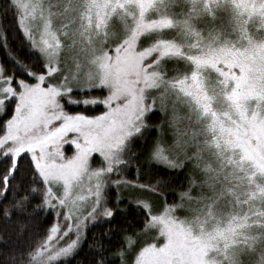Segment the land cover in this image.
Masks as SVG:
<instances>
[{
  "label": "snow or ice",
  "instance_id": "1",
  "mask_svg": "<svg viewBox=\"0 0 264 264\" xmlns=\"http://www.w3.org/2000/svg\"><path fill=\"white\" fill-rule=\"evenodd\" d=\"M3 11L23 37L0 27L4 264H68L105 224L88 264H264V0Z\"/></svg>",
  "mask_w": 264,
  "mask_h": 264
},
{
  "label": "trees",
  "instance_id": "2",
  "mask_svg": "<svg viewBox=\"0 0 264 264\" xmlns=\"http://www.w3.org/2000/svg\"><path fill=\"white\" fill-rule=\"evenodd\" d=\"M6 0H0V27H3L4 29L7 30L8 32V36L9 39L13 42L12 46L13 48H17L20 41L23 39L22 35L20 34V32L16 29V25H15V14L14 12H8L6 14H4L3 11V6L5 4ZM3 52L0 51V62L3 61ZM68 111L70 112H81V111H85L83 106L80 107H76V106H71L68 108ZM102 111V107H89V109L87 111H85V114L87 115H96L98 113H100ZM153 123H158V120H153ZM155 135V132H153V136ZM183 179V176L181 175L175 182H174V186L179 184V180ZM180 189L177 188V191H179ZM173 195V197L175 196L174 192H171V190H169V194L167 196ZM171 203L172 201H174L173 199H169ZM36 201H34L35 203ZM129 219H131V217H129ZM48 225L45 224L44 228H46ZM109 227V225L105 224L103 226V228L101 227H97V228H92L90 229V231L88 232V241L84 244L83 249L81 250L80 254L75 256L74 258L70 259L68 261V264H79L80 261H83L84 264H88V260L84 255V252L87 250L88 248V244H90L92 242L91 237L92 234L95 233L97 238H100V234L102 233L104 228ZM27 235V233H25V236ZM3 239L5 240H11V241H16L17 237H16V233L15 231H11L7 234H5L3 236ZM15 247H17V250H19L20 245H14ZM114 249H110V251H112ZM12 248H4L3 245H0V264H4V261L6 259V256L11 253ZM119 261H116L115 264H118Z\"/></svg>",
  "mask_w": 264,
  "mask_h": 264
},
{
  "label": "rangeland",
  "instance_id": "3",
  "mask_svg": "<svg viewBox=\"0 0 264 264\" xmlns=\"http://www.w3.org/2000/svg\"><path fill=\"white\" fill-rule=\"evenodd\" d=\"M104 94H106V93L93 92L91 95H93V96H101V97H102ZM90 107H102V111L104 110L103 105H99V106H90ZM98 114H99V113H98ZM96 115H97V114H96ZM155 134H156V133H155ZM67 154H71V149L68 150ZM94 166H95V163H94ZM113 195H114V194H113ZM169 199H173L174 201H172L171 203H174V202L177 201L178 197L176 196V194H175L174 197H173V195H170V196H167V202H170ZM161 202H163V198H161ZM121 207H124V205H121ZM118 264H119V263H118Z\"/></svg>",
  "mask_w": 264,
  "mask_h": 264
}]
</instances>
